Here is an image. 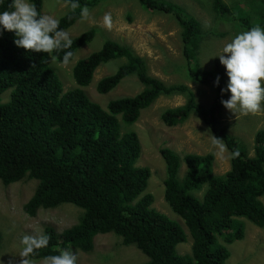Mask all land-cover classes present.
<instances>
[{"label": "trees", "instance_id": "obj_1", "mask_svg": "<svg viewBox=\"0 0 264 264\" xmlns=\"http://www.w3.org/2000/svg\"><path fill=\"white\" fill-rule=\"evenodd\" d=\"M62 1L69 7V0ZM104 1L76 0L80 7H69L59 18L60 27L65 30L73 25L80 17L81 7L97 10L99 5L103 9ZM32 2L42 13V0ZM138 2L145 9L172 13L178 21L185 59L181 73L197 84L213 87L215 95L207 107L198 102L189 85L165 84L149 75L143 57L108 38L100 48L74 62L71 87L63 92L47 53L18 48L11 31L0 35V179L6 185L37 180L36 189L24 206L30 216H35L40 208L50 209L62 203L83 210L75 224L60 232L46 226L43 234L49 236V244L31 254L32 260L57 255L61 249L88 253L96 234L113 232L122 236L124 244H135L149 257L143 264H225L230 256L227 245L244 236L240 218L264 227V127L254 132V154L249 156L245 144L228 133L226 123H221L224 106L220 101L229 94L220 92L227 82L224 66L219 57L209 67L198 59L209 36L201 22L169 0ZM12 3L13 0H0V11L11 10ZM211 10L216 14L214 25L236 19L233 7L223 0H211ZM239 17L240 29L264 27V16L257 10L253 17L246 11ZM96 29L91 27L70 38L69 48L56 49L49 52L50 56L61 63L64 55L72 52L71 61L79 47L92 41ZM212 31V35L220 33V37L227 32ZM119 57H124L125 62L113 74L98 79L95 91L107 93L130 74L144 87L132 96L113 95L116 98L107 102L105 110L87 96L86 86L99 64ZM217 76L220 85L214 86ZM7 89L9 98L2 101L1 94ZM160 93L185 97L183 104L161 111L162 124L173 126L194 112L232 153L230 169L222 175L213 172L211 153L181 155L186 171L179 180L180 155L165 146L159 148L165 164L164 199L189 229L193 239L191 255L176 251V245L186 240L184 227L152 206L153 194L144 193L150 169L136 165L140 153L138 134L119 129L117 115L132 124ZM202 185L206 187L201 197L193 194Z\"/></svg>", "mask_w": 264, "mask_h": 264}, {"label": "rangeland", "instance_id": "obj_2", "mask_svg": "<svg viewBox=\"0 0 264 264\" xmlns=\"http://www.w3.org/2000/svg\"><path fill=\"white\" fill-rule=\"evenodd\" d=\"M169 1L183 6L188 14L194 15L201 22L203 30L208 32L209 36L198 55V59L204 67L213 65L214 58L218 57L216 55L222 52L225 44L236 33L247 30L246 27L240 29L239 26L241 18L239 16L243 15L244 11L253 17L257 10L264 16V0H223L230 8L233 7L236 19L224 20L214 25L212 22L216 14L211 10V0ZM104 4L103 9H99V5H97V10L88 8L89 15L86 19L82 18L80 13L79 19L64 30L68 33L69 38H72L91 27H96V34L90 43L80 47L67 64L58 63L49 57V64L57 74L63 92L71 87L74 61L97 50L106 38H111L131 46L137 54L142 56L145 59L149 75L160 78L165 84L185 83L193 87L198 102L203 106L207 107L212 103L215 95L213 87H208L207 84H197L193 79H187L181 73L185 65L182 54L181 27L172 13L145 9L138 0H105ZM68 9V3L65 1L42 0V14L59 19L66 14ZM106 13L111 14L112 27L110 29L103 24ZM213 29L217 32L226 30L227 32L220 37V33L218 36L211 34L214 33ZM122 61L123 59H117L99 66L94 71V78L86 87L87 96L105 110H107V102L116 98L113 95L131 96L144 87L133 74L124 77L114 89L107 93L101 94L95 91L93 87L96 81L114 71ZM8 93L10 94V89L1 94L2 101H7ZM229 95L230 93L227 98ZM184 102L185 97L182 94L160 93L149 107L142 110L137 124L136 121L132 124L124 123L120 115H117V118L120 122V131L133 130L138 134L140 153L136 165L147 166L150 169L144 193L153 194L152 206L154 205L156 209L178 223L180 227H184L183 230L188 231L182 219L174 213L164 199L165 164L159 148L168 145L180 155L182 164L179 169V180L186 169L181 155L211 153L214 155L213 170L216 174L222 175L230 169L232 153L222 142L215 139L210 128L194 112L189 114L184 121L175 123L173 126L168 127L162 124L161 111L167 107H176ZM221 120V123L224 122L228 125V133L244 143L248 149V155L252 156L254 154V132L264 127V110L256 113L236 112L234 114L223 107ZM217 141L224 145L223 154L218 147H214ZM36 185L37 180L34 179L21 180L7 185L0 179V230L2 234L0 264H20L22 258L19 254L22 245L20 240H17L19 232L23 236L42 235L44 228L48 225L60 232L75 224L79 214L83 211L71 203H62L50 209L40 208L35 216L26 214L23 204L31 196ZM205 187L206 185H203L200 190L195 191V194L201 197ZM261 199L264 203V196ZM240 219L244 228V236L227 245L230 256L226 259L225 264H264V227H259L246 218ZM191 244L192 238L187 235L186 241L176 245V251L179 250L181 254L190 253ZM72 251L77 255V264H143L146 261V257L139 249L134 245H123L120 236L112 232L96 234L92 250L88 253L79 249H72ZM28 259L30 258L28 257ZM30 260L33 264H44V259Z\"/></svg>", "mask_w": 264, "mask_h": 264}, {"label": "clouds", "instance_id": "obj_3", "mask_svg": "<svg viewBox=\"0 0 264 264\" xmlns=\"http://www.w3.org/2000/svg\"><path fill=\"white\" fill-rule=\"evenodd\" d=\"M69 7L72 10H74L77 7H80V5L76 2V0H69ZM10 8L11 10L0 11V35H2L3 31L5 30L13 32L15 37L13 43L18 48L31 50L34 52L47 53L48 56L51 57L49 52H52L56 49H66L71 46V40L68 36V33L60 27L59 19L51 15L42 14L40 11H38L35 3H33L32 0H13V3L10 5ZM88 15H89L88 8L86 6L81 7V17L86 19ZM103 24L106 28L110 29L112 27L111 14L108 13L105 14L103 18ZM119 43L125 44L121 42ZM129 47L133 50L131 46ZM72 55H73L72 52H67L64 55L63 61L65 64H67L70 61ZM216 56L219 57L220 64L224 66L225 73L227 76L226 85L220 88V92L222 95L224 93H230L227 99L222 98L220 101V103L224 106V108L234 114L236 112H240L243 114L256 113L258 111L264 110V27L260 25H255L247 30L236 33L231 38V40L225 44L222 52ZM117 59H123V61L117 65L114 71L110 72V74H113L118 69L119 65L125 62L124 57L109 59L108 61L99 64L96 67V69L101 65L110 63L111 61ZM93 78H94V71H93L92 79ZM213 84L214 86L220 85L219 76H217L214 79ZM191 88L193 89V87ZM126 96H130V95H126ZM140 115L135 120L136 124ZM167 146L168 145H165V148L175 151L174 149H172L173 147L170 148V146L168 147ZM214 147H218L221 154H223L224 145L219 144V142L217 141ZM238 154L239 153H233L234 156ZM195 191L198 190L195 189L193 191L194 194ZM29 198L23 204V209ZM153 207L155 206L153 205ZM25 213L28 214L26 211ZM174 213L177 214L176 212ZM177 215L182 219V221H184L179 214ZM184 232L186 236L187 235L191 236L189 229L188 231L184 230ZM1 236H0V241H1ZM120 238L123 245L125 246L134 245L137 249H139L146 257L145 262L148 261L149 257L140 248H138L133 243L124 244L122 236H120ZM49 239L50 238L47 234L37 235V236L34 235L23 236L21 232H19L17 234V240H20V244L22 245V249L19 254V256L22 258L20 264H33V262L30 259H28V257L31 254H33L37 249L46 248L49 244ZM219 240L221 242V239ZM192 243H193V239H192ZM191 253H192V244H191L190 253L188 252L187 254H182V255H191ZM44 264H77V255L71 249H61L59 251V254L49 255L45 257Z\"/></svg>", "mask_w": 264, "mask_h": 264}]
</instances>
